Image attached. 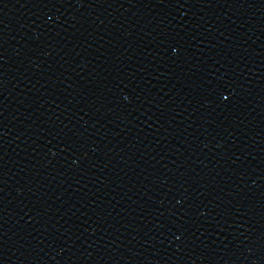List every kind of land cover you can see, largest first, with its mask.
I'll list each match as a JSON object with an SVG mask.
<instances>
[{"label":"water","instance_id":"1","mask_svg":"<svg viewBox=\"0 0 264 264\" xmlns=\"http://www.w3.org/2000/svg\"><path fill=\"white\" fill-rule=\"evenodd\" d=\"M200 195L203 263L264 264V0H204Z\"/></svg>","mask_w":264,"mask_h":264},{"label":"snow or ice","instance_id":"2","mask_svg":"<svg viewBox=\"0 0 264 264\" xmlns=\"http://www.w3.org/2000/svg\"><path fill=\"white\" fill-rule=\"evenodd\" d=\"M225 99H227V97H224Z\"/></svg>","mask_w":264,"mask_h":264}]
</instances>
